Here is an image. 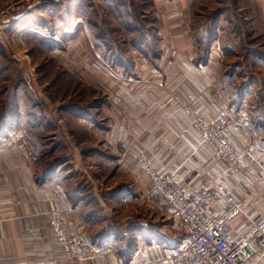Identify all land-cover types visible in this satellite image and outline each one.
Returning a JSON list of instances; mask_svg holds the SVG:
<instances>
[{
    "label": "crops",
    "instance_id": "crops-1",
    "mask_svg": "<svg viewBox=\"0 0 264 264\" xmlns=\"http://www.w3.org/2000/svg\"><path fill=\"white\" fill-rule=\"evenodd\" d=\"M23 1L15 0L16 8ZM41 1H27L13 20L14 4L0 12L12 10L7 26L25 37L41 32L38 25L49 27L46 35L57 41L50 56L66 73L61 81H69L72 90L89 100L78 111L74 106L81 105L74 99L51 98L45 86L42 91L36 76L22 81L29 88L38 83L39 95H27L23 87L9 93L10 104L0 114V264H163L180 229L169 208L145 199L150 181L131 157L139 151L160 172H171L186 194L222 182L246 213L232 221L233 236L250 232L253 222L264 218V51L232 32L227 43L218 37L208 56L200 57L203 44L192 41L188 12L178 21L174 15L170 21L162 19L166 26L157 27L162 33L147 46L150 54L151 49L157 52L154 57L131 45L133 58H105L80 15L68 16V29L64 22L55 28L32 19V10H57ZM5 2L9 0L0 6ZM247 3L254 10L244 16L251 26L247 34L257 30L264 37V0ZM255 14L262 28L253 26ZM188 95L194 97L191 107L209 121L225 110L233 113L226 133L255 157L248 170H227L213 146L201 143L187 115ZM32 101H38L34 109L39 129L31 127ZM36 130L45 137V144L38 146L39 152L44 150L40 161L33 143ZM49 200L62 212L68 229L91 246L83 261L64 256L49 225ZM249 240L255 247L251 236ZM255 258V264H264V254Z\"/></svg>",
    "mask_w": 264,
    "mask_h": 264
},
{
    "label": "built area",
    "instance_id": "built-area-1",
    "mask_svg": "<svg viewBox=\"0 0 264 264\" xmlns=\"http://www.w3.org/2000/svg\"><path fill=\"white\" fill-rule=\"evenodd\" d=\"M188 100L187 115L201 143L211 144L215 157L225 162L229 170H248L256 162L255 157L238 147L226 133L233 113L225 110L209 121L191 107L194 97L188 95ZM131 157L150 181L145 199L163 204L177 218L180 236L162 258L163 264H255V257L264 254V218L253 222L250 232L235 238L231 223L246 213L241 200L222 182L216 180L186 194L173 174L160 172L145 152H133ZM218 201L222 204L215 207ZM49 225L67 259L83 261L90 255L91 246L68 229L52 200H49Z\"/></svg>",
    "mask_w": 264,
    "mask_h": 264
},
{
    "label": "trees",
    "instance_id": "trees-1",
    "mask_svg": "<svg viewBox=\"0 0 264 264\" xmlns=\"http://www.w3.org/2000/svg\"><path fill=\"white\" fill-rule=\"evenodd\" d=\"M106 4V7L108 9L106 12H100L94 14V19H91L89 17V6L90 3L87 2V0H81L78 3L70 4L67 7V12L70 16H73L75 14H78L84 19L89 32L91 40L93 41L95 45V49L105 58H113L115 60L119 59H125L129 60L133 58V56L129 53L128 48H130L131 45L136 46L137 49L143 56L145 57H154V54L157 52L154 49H151V54L149 53V50L147 49V46H152L154 43L157 42V38L155 35V29L154 27H148L145 25L141 19V16L137 15V18L134 20V16L130 15L128 13V9H125L123 0H103ZM189 1V12L190 16L193 17V21H195L192 25L194 27V32L192 35V41L194 44L199 45V43H202V49H200V57H207L210 51V45L215 42L219 35L218 32L221 27L224 25H229L227 27L226 31L224 29V32L221 35V38H223L224 41H226L227 36H231L232 32L237 30L241 27V17L238 18V13L231 12L232 18L230 16L224 17L225 10L230 6L229 0H219L220 2H223L225 4L223 7L219 8H213L212 11L204 12L200 17L195 18L194 9L198 8H204L205 6L203 3H210L213 2V0H188ZM230 9V7H229ZM49 12L52 17V25L53 27L57 28L60 27L63 24V20L61 17L60 12H58V9L50 8ZM111 17L109 20H107V13ZM91 13H95L91 11ZM90 13V14H91ZM105 16V17H104ZM190 17V18H191ZM224 19V23H223ZM110 21V22H109ZM221 21V23H220ZM111 22H115V24L119 27V33L122 35V39H124V43H120L116 38V32H114L113 28L111 27ZM231 22H233L231 24ZM41 32H29L26 35L27 44L32 48L35 49L36 53H41L45 56H47L49 63L52 66H55L53 73H51V76H53V84L56 87V89H61L63 92L67 93L68 91L72 90L71 83L69 81L62 82L61 77L66 74L63 69H57V63L56 60L53 59L50 56V52L55 46L57 45V41L49 36L46 35L48 30H50L47 26L38 25ZM156 38V39H155ZM13 61L10 57V55L5 51L3 45L0 43V84L3 87L4 90L7 89V84H3V81H5L6 77H8L10 80V84L12 83V75L11 73L19 72V69L17 67H13ZM21 76V75H20ZM22 77V76H21ZM22 80V79H21ZM15 86L18 88L19 83H16ZM15 88L16 91H22V87L20 89ZM50 97L53 98V92H51ZM38 101H32L30 104V113L33 117L30 121L32 124V128L39 129L37 127V119L35 117L37 116V112L34 109L37 105ZM76 110H85L86 107L83 106H74ZM16 110L17 108H13ZM33 143L35 144V147L38 150V146L40 143L43 145L45 144V137L38 136V130L34 131L33 133ZM44 150H41V152L35 151L36 155L40 161L42 156L44 155ZM42 153L43 155L41 156ZM38 161V162H39Z\"/></svg>",
    "mask_w": 264,
    "mask_h": 264
},
{
    "label": "rangeland",
    "instance_id": "rangeland-1",
    "mask_svg": "<svg viewBox=\"0 0 264 264\" xmlns=\"http://www.w3.org/2000/svg\"><path fill=\"white\" fill-rule=\"evenodd\" d=\"M4 0H0V3H2ZM30 2V0H25L23 2L18 3V5H21L20 8H16V4L15 0H9V3L5 2L3 3L2 6H0V11L1 10H5V8H7V6L9 4H14V8H13V16H12V20L14 19L15 14H17L16 12L21 11L22 9H25L27 7V4H29L28 2ZM81 0H78V2ZM157 2L156 4L154 3ZM247 1L251 0H229L230 2V9L229 7L225 10V14L224 17L226 16H230L232 18L231 12L233 13H238L237 17L240 18L241 17V21H240V25L241 27L238 28L237 30L233 31L234 36H238L241 37L242 40L249 42L250 44L253 42L255 45L254 48L258 51H264V37L262 35H258V31L255 30L254 33H248V31H251L250 27L251 26H247L246 25V21L244 20V16L246 17V14L248 13V11L252 10L249 6V3H247ZM255 1V0H253ZM44 3V4H51V6H54L59 9V14L62 15V20L65 23L66 27H67V22H69V13L67 12V7L68 5L72 4V0H45V1H41L40 3ZM51 2V3H50ZM77 2V3H78ZM87 2L90 3L91 6H89V17L91 19H94V14L100 13L101 10L105 11L108 9V7H106V4L103 0H87ZM124 2V6L125 9H128V13L132 16H134V20L137 18V15L141 16V19L143 21V23L145 25H147L148 27H154L155 29V35L159 36L160 34L158 33V31H160L161 29L159 28V30L157 31V27H159L160 25L164 24L165 22H162V19L164 20V18L167 21H170V19H173V15L177 16V21L181 20V17H184L182 15L186 16V13L189 12V2H187V0H181L180 3H175L174 1L171 0H123ZM39 3V4H40ZM53 3V4H52ZM187 3V6L185 7V11L182 12L183 8L182 6L184 4ZM175 4V6H177L176 9V14L175 12H173V9L175 11L176 7H173ZM253 4H255L253 2ZM162 5V8H160L158 10V6ZM203 5L205 6L204 8H198V9H194L193 14H195V18L200 17L204 12H209L212 11L213 8H221L223 7L225 4H223V2H220L219 0H213V2L210 3H203ZM42 7L41 5L39 6V8ZM8 11V12H6ZM4 11V13L0 14V43L3 45L5 51L10 55L11 59L15 62H13V67H17L19 69V72H14L11 73L12 75V83L10 84V79L8 77H6L5 81H3V84H7V89L4 90L1 84H0V114L3 112L4 109H6V107L9 106L10 104V100H9V93L12 92L15 88H17L15 86L16 83H19V86L17 89H20L21 87H23V91H27V95H39V90H41L40 85H38V83H34V86L26 87L23 83L22 80L24 81H33L35 77L37 79L40 80V83L42 85V91H43V86H45L47 88V90H49V94L51 92H53V95L55 97V99L60 100V99H65V100H69L72 101V99H74V103L79 104V105H83V107H85L88 103L89 98H86L84 96H81V92L76 90H70L67 93L63 92L61 89H56V87L53 84V76H51V73H53L55 66H52L49 63V60L47 58V56L41 54V53H36L35 49L32 47H30L27 44V40H25V35L23 33V31H19V29L17 28H9L10 26L12 27L13 25H9V27L7 26V21H11L9 20L10 17V13L12 10H6ZM31 11V10H30ZM30 11L28 10L27 12H25L24 15L30 13ZM34 11L32 15V19L34 18L37 21L40 22H46L48 25H52V21L51 18L52 17L50 14H48L47 12L43 11V7L42 10H32ZM91 11L95 12V13H91ZM254 11V10H252ZM8 13V14H6ZM91 13V14H90ZM173 13V14H172ZM107 14V20H109L111 17L109 16L108 12L105 13ZM249 16V15H248ZM8 17V18H7ZM105 17V16H104ZM252 17V15H251ZM255 17V18H254ZM24 18V17H23ZM161 18V19H159ZM254 19H250L252 24L253 22L255 23L253 26L255 28H262L261 27V19L256 16V14L253 16ZM190 23V25H192L193 22V17H191L190 19L187 18ZM84 20V19H83ZM260 22H259V21ZM12 22V21H11ZM85 22V21H84ZM110 22V21H109ZM172 23V21L170 22ZM221 23V21H220ZM223 23H224V19H223ZM233 22H231L232 24ZM180 25V24H178ZM230 25V24H229ZM229 25H224V27L222 26L218 32L219 38L221 37L222 33L224 32V29L226 31L227 27H229ZM163 26H166V24H164ZM252 26V27H253ZM111 27L113 28L114 32H116V38L120 43H124V39H122V35L121 33L118 34L119 27L115 24V22H111ZM68 29V27H67ZM89 30V29H88ZM162 33V31H160ZM237 32V33H236ZM167 34L168 32H166V30H163V34ZM74 35V34H73ZM69 36L70 38L73 36ZM78 35V34H77ZM80 36L81 33H80ZM70 38L68 39V41L70 40ZM229 38V35L227 36L226 39ZM248 38H252L253 40H249ZM156 39V38H155ZM223 39V38H221ZM84 40V37L82 36V41ZM84 42V41H83ZM228 42V41H227ZM226 41H224V43H227ZM73 46H70L69 49L71 50V53H74L72 50V47H76L74 44H72ZM241 52V51H240ZM237 52V53H240ZM66 56H68L67 53H65ZM232 56V55H231ZM242 57L244 60L245 59V54H242ZM235 57H233L234 59ZM239 59V58H238ZM23 71V78L21 70ZM58 70L60 69L59 67L57 68ZM21 75V76H20ZM31 77V78H30ZM22 79V80H21ZM33 79V80H32ZM37 81V80H36ZM38 82V81H37ZM27 88V89H26ZM80 88H78L79 90ZM76 92V93H75ZM2 111V112H1ZM227 170H229L228 168H226ZM252 228V227H250ZM251 230V229H250ZM247 233V232H246ZM244 233V235L246 234ZM253 238V237H251Z\"/></svg>",
    "mask_w": 264,
    "mask_h": 264
}]
</instances>
